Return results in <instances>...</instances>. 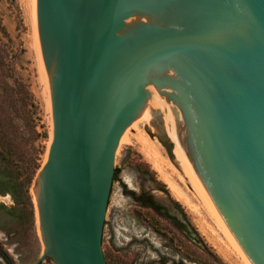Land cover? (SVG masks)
Returning <instances> with one entry per match:
<instances>
[{
    "label": "water",
    "instance_id": "1",
    "mask_svg": "<svg viewBox=\"0 0 264 264\" xmlns=\"http://www.w3.org/2000/svg\"><path fill=\"white\" fill-rule=\"evenodd\" d=\"M52 138L34 264H106L114 153L147 117L248 264H264V0H34Z\"/></svg>",
    "mask_w": 264,
    "mask_h": 264
},
{
    "label": "rangeland",
    "instance_id": "2",
    "mask_svg": "<svg viewBox=\"0 0 264 264\" xmlns=\"http://www.w3.org/2000/svg\"><path fill=\"white\" fill-rule=\"evenodd\" d=\"M51 138L34 0H0V264H34L42 253L39 169L29 179L45 162ZM101 250L106 264H248L143 115L126 127L114 153ZM40 264L55 263L46 257Z\"/></svg>",
    "mask_w": 264,
    "mask_h": 264
},
{
    "label": "flooded vegetation",
    "instance_id": "3",
    "mask_svg": "<svg viewBox=\"0 0 264 264\" xmlns=\"http://www.w3.org/2000/svg\"><path fill=\"white\" fill-rule=\"evenodd\" d=\"M137 198H142V196H141V194L140 195H138V196H136ZM146 206H147V208L148 209H150L151 211H153V212H155V213H157V214H159V215H162V208H158V207H155V206H152L151 204H149V203H146ZM168 220H170L169 218H168ZM186 223V222H185ZM192 228H189V230H191ZM145 235H143L142 237H144ZM130 239H132V238H130ZM193 240V242H195V243H197V237L195 236V238L194 239H192ZM143 242H147L146 240H144ZM149 242L151 243V244H153L154 242L152 241V240H149ZM142 244V243H141ZM154 247V246H153ZM161 253L162 254H166V253H164V252H162L161 251ZM152 257H155V255H153V253H152ZM184 263H186L187 264V262H185L184 261ZM190 263V262H189Z\"/></svg>",
    "mask_w": 264,
    "mask_h": 264
},
{
    "label": "bare ground",
    "instance_id": "4",
    "mask_svg": "<svg viewBox=\"0 0 264 264\" xmlns=\"http://www.w3.org/2000/svg\"><path fill=\"white\" fill-rule=\"evenodd\" d=\"M37 36H38V33H37ZM38 41H39V39H38ZM39 47H40V43H39ZM40 52H41V48H40ZM41 56H42V54H41ZM42 60H43V58H42ZM43 64H44V62H43ZM44 67H45V66H44ZM48 81H50V79H48ZM50 104H51V100H50ZM51 115H52V114H51ZM138 116H140V114H138ZM138 116H137L136 118H138ZM136 118H135V119H136ZM135 119H134V120H135ZM134 120H133V121H134ZM133 121H132V122H133ZM122 134H123V133H122ZM121 136H122V135H121ZM50 141H51V140H50ZM156 163H157V162H156ZM154 164H155V163H154ZM156 167H157V168H160L158 165H156ZM192 185H193V184H192ZM34 192H35V190H34ZM34 194H35V193H34ZM36 213H37V209H36ZM37 220H38V214H37ZM39 232H40V231H39Z\"/></svg>",
    "mask_w": 264,
    "mask_h": 264
},
{
    "label": "trees",
    "instance_id": "5",
    "mask_svg": "<svg viewBox=\"0 0 264 264\" xmlns=\"http://www.w3.org/2000/svg\"><path fill=\"white\" fill-rule=\"evenodd\" d=\"M39 168H40V164H37V165L35 166V168H34V171H33V175H32V177L29 179V183L31 182L33 176H35V174H36V172H37V170H38Z\"/></svg>",
    "mask_w": 264,
    "mask_h": 264
},
{
    "label": "built area",
    "instance_id": "6",
    "mask_svg": "<svg viewBox=\"0 0 264 264\" xmlns=\"http://www.w3.org/2000/svg\"><path fill=\"white\" fill-rule=\"evenodd\" d=\"M103 230V229H102Z\"/></svg>",
    "mask_w": 264,
    "mask_h": 264
}]
</instances>
